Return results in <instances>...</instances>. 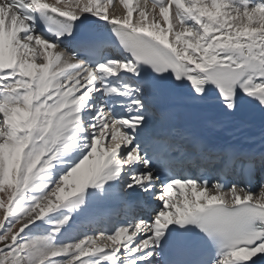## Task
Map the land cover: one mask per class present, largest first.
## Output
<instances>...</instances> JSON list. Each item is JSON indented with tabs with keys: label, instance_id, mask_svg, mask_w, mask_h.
<instances>
[{
	"label": "snow or ice",
	"instance_id": "6c2138e0",
	"mask_svg": "<svg viewBox=\"0 0 264 264\" xmlns=\"http://www.w3.org/2000/svg\"><path fill=\"white\" fill-rule=\"evenodd\" d=\"M118 3L0 0V264H264V0Z\"/></svg>",
	"mask_w": 264,
	"mask_h": 264
},
{
	"label": "bare ground",
	"instance_id": "6f19581e",
	"mask_svg": "<svg viewBox=\"0 0 264 264\" xmlns=\"http://www.w3.org/2000/svg\"><path fill=\"white\" fill-rule=\"evenodd\" d=\"M114 2H115V10L117 11L118 14H122L124 11L123 6L118 3V0H114ZM135 2H136V0H134V4H135ZM149 2H150V0H149ZM205 115L209 119L215 118V112L211 109L206 110V112L204 113V116ZM183 118H185V117L183 116ZM248 127H250V125H245L244 128L240 131H237L235 129H216V130L209 129L208 134L210 135V137L220 138L223 141L243 143ZM229 131L232 132V135H229Z\"/></svg>",
	"mask_w": 264,
	"mask_h": 264
},
{
	"label": "rangeland",
	"instance_id": "374dc122",
	"mask_svg": "<svg viewBox=\"0 0 264 264\" xmlns=\"http://www.w3.org/2000/svg\"><path fill=\"white\" fill-rule=\"evenodd\" d=\"M0 215H2V213H0Z\"/></svg>",
	"mask_w": 264,
	"mask_h": 264
}]
</instances>
